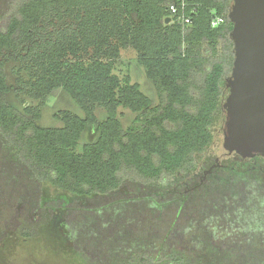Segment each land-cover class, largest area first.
Returning <instances> with one entry per match:
<instances>
[{
    "label": "trees",
    "instance_id": "trees-1",
    "mask_svg": "<svg viewBox=\"0 0 264 264\" xmlns=\"http://www.w3.org/2000/svg\"><path fill=\"white\" fill-rule=\"evenodd\" d=\"M182 3L190 24L170 10ZM232 3L0 0V258L7 243L55 228L86 257L89 239L98 241L111 258L99 264H264V157L223 154ZM216 16L224 21L214 27ZM125 49L145 67L156 103L119 70ZM58 88L84 116L59 111L61 126L40 125ZM13 90L24 109L9 101ZM111 206L114 220L103 213ZM111 225L137 235L114 238L107 256Z\"/></svg>",
    "mask_w": 264,
    "mask_h": 264
},
{
    "label": "water",
    "instance_id": "water-1",
    "mask_svg": "<svg viewBox=\"0 0 264 264\" xmlns=\"http://www.w3.org/2000/svg\"><path fill=\"white\" fill-rule=\"evenodd\" d=\"M229 18L235 59L226 78L223 147L243 158L264 157V0H233Z\"/></svg>",
    "mask_w": 264,
    "mask_h": 264
},
{
    "label": "rangeland",
    "instance_id": "rangeland-1",
    "mask_svg": "<svg viewBox=\"0 0 264 264\" xmlns=\"http://www.w3.org/2000/svg\"><path fill=\"white\" fill-rule=\"evenodd\" d=\"M120 60L121 61L118 64L119 70L123 72L125 71L126 73L129 72L133 78V81L139 83L142 91L152 99L153 103H156L157 91L155 85L148 77L145 67L137 60L135 51L132 49L123 50ZM15 66L17 65L11 63L8 68L9 82L11 84H14L16 80V75L14 72ZM8 98L13 105L20 107L21 109H24L26 106V102L18 98L14 90L8 94ZM26 101L27 104L30 105L38 104V101L36 100L26 98ZM64 110L84 116L82 107L65 89H55L48 97L46 105L42 110V116L38 123L43 126H61L63 121L61 118L56 116V113ZM127 111L131 112L130 110ZM97 114L101 120L106 117V112L101 107L97 109ZM130 117V113H126V115L123 117L124 122H128ZM89 136L90 135L88 132L83 134L80 140V147L85 142L89 141ZM91 137L92 136H90V138ZM103 213L105 218L114 220L113 218H117L120 211L118 206H111L105 208ZM135 215L136 214H134V216ZM129 216L133 215L129 214ZM90 225L93 224H80L79 226L74 224V232H81L80 229H88V231H91L89 229L93 228H90ZM116 228H119V226L111 225L106 230L107 235L104 239V247H102V249L104 250L105 254H107V256L110 255L114 248L119 244V242H113L114 238H119L116 240H120V242L122 241L125 243L126 240H130L132 236L137 235L128 229L115 231ZM58 230L59 229L54 228L51 231L41 233V235L36 238L7 243V249L5 250L4 248V256L0 258V264H92V261L96 262V264H99V262L106 263L111 259L104 258L105 255L101 256V248H99L101 251L98 250L99 252H96L98 248V244L96 243H98V241H93L92 238L89 239L90 244L87 249L88 251L90 250V255H88V257L82 255L75 244V240L69 239L68 236L62 232H59ZM147 231L148 229H146L145 233L143 234H147ZM139 232L142 233V231H138V233ZM148 233L150 232L148 231ZM144 239L146 240V238ZM3 246L0 249V252H3ZM92 249H94L97 254L92 253Z\"/></svg>",
    "mask_w": 264,
    "mask_h": 264
},
{
    "label": "built area",
    "instance_id": "built-area-1",
    "mask_svg": "<svg viewBox=\"0 0 264 264\" xmlns=\"http://www.w3.org/2000/svg\"><path fill=\"white\" fill-rule=\"evenodd\" d=\"M183 9H184V3H182L181 8L177 4H172L170 6L171 12L178 14L179 18L182 19L184 23L186 24L192 23L191 18L185 15ZM223 21H224V18L222 16H216L212 20V26L216 27L220 25Z\"/></svg>",
    "mask_w": 264,
    "mask_h": 264
},
{
    "label": "flooded vegetation",
    "instance_id": "flooded-vegetation-1",
    "mask_svg": "<svg viewBox=\"0 0 264 264\" xmlns=\"http://www.w3.org/2000/svg\"><path fill=\"white\" fill-rule=\"evenodd\" d=\"M225 153H227V152H224L223 154H225Z\"/></svg>",
    "mask_w": 264,
    "mask_h": 264
}]
</instances>
